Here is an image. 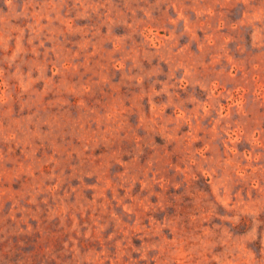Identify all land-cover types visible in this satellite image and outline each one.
Instances as JSON below:
<instances>
[{"label": "rangeland", "instance_id": "374dc122", "mask_svg": "<svg viewBox=\"0 0 264 264\" xmlns=\"http://www.w3.org/2000/svg\"><path fill=\"white\" fill-rule=\"evenodd\" d=\"M0 264H264V0H0Z\"/></svg>", "mask_w": 264, "mask_h": 264}]
</instances>
